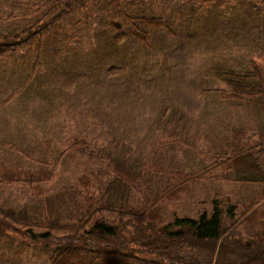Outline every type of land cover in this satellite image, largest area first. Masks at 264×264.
Instances as JSON below:
<instances>
[{
	"label": "rangeland",
	"instance_id": "rangeland-1",
	"mask_svg": "<svg viewBox=\"0 0 264 264\" xmlns=\"http://www.w3.org/2000/svg\"><path fill=\"white\" fill-rule=\"evenodd\" d=\"M56 1L63 6L58 7ZM97 1L0 0L1 34L30 28L33 42L38 43L36 24L42 20L38 30L48 27L47 39L59 40L46 44L41 39V46L26 42L0 54V172L14 168L16 175L23 169L48 171L51 167L53 181L39 188L44 194L84 175L103 172L107 182L114 176V166L103 164L97 155L100 150L114 164L137 171L140 181L136 188L140 190L133 191V198L140 210L149 209L147 202L156 199L153 210L159 225L175 217L210 213L214 200L235 210L233 220L252 217L250 213L257 208L264 215V176L251 172L253 178H241L232 168H243L245 159L230 163L227 154L218 152L228 138H243V143L253 146L259 138V134L254 138L255 132H264V116L260 120L257 113L249 119L248 111L243 110L245 103L228 95L231 100L225 102L226 95L209 91L211 83L226 89L227 79L216 76L215 67L227 66V55L234 48H250L238 35L226 37V22L238 25V16L211 24L206 21L224 15L227 3L217 9L211 4L220 0L206 4L202 0H166L174 8L170 23L177 31L160 34L153 23L144 26L143 11L117 13L114 9L107 19L98 16V11L107 14L112 5ZM54 5L57 8L48 21L44 16ZM84 6L88 7L86 14ZM68 9L74 13L70 22L71 14L65 18ZM176 13L186 19L176 21ZM248 22L252 32H264V12ZM54 25H61V34L68 25L83 28V37L55 36ZM95 27L104 39H97ZM136 30H148L151 35L136 38ZM159 36L160 44L165 42L163 48L155 41ZM157 60L161 67L155 64ZM256 153L264 168V151ZM124 158L133 161L125 163ZM34 191L24 183L0 182V201L22 208L31 202ZM259 218L260 225L264 216ZM231 220L225 217L226 222ZM249 228L250 222L243 221L240 231L248 233ZM73 259L14 234L0 238V264H155L153 256L142 254L122 260L104 255L101 261L90 254Z\"/></svg>",
	"mask_w": 264,
	"mask_h": 264
},
{
	"label": "trees",
	"instance_id": "trees-1",
	"mask_svg": "<svg viewBox=\"0 0 264 264\" xmlns=\"http://www.w3.org/2000/svg\"><path fill=\"white\" fill-rule=\"evenodd\" d=\"M208 1L202 0L204 4ZM255 1L249 0L246 4L243 0H226L225 2L220 0L211 4L214 8L220 9L224 3H227L225 6L227 11L224 15H215L212 20L206 22L216 24V19L217 22H222L226 17L238 16V25L229 24L231 21L226 22L229 26V29L225 31L226 37L232 39L238 35V40L243 39L244 42H249L250 48L248 51H237L234 48L227 55V66L215 67V75L227 79L224 81L226 89H217L216 85L211 83L209 91L211 95H226L225 102L231 100L228 97L230 96L245 103L246 109L242 108L248 111L249 119L257 117L258 113V119L262 120L264 116V34L262 33L264 32H258L257 35L250 29L251 22L247 23V20L259 18L264 12V0L254 4ZM56 2L58 7L63 6L59 1ZM97 2L104 3L106 7L109 6L108 4L112 5L107 8V14H105L106 11H98V16L105 19L115 13L114 9H117V13L121 10L125 13L143 11L140 19L145 20L146 28L153 23V26L161 29L160 34H164L165 31L170 33L177 31L170 23L169 14L175 13L174 8L166 0H98ZM64 6L68 8V2H65ZM55 8L57 7L54 5L51 12L49 8L44 18L48 17L50 21ZM87 11L88 7L84 6L83 13L86 14ZM70 14L69 22L74 13L68 9L65 12V18ZM13 16L18 18L17 15ZM94 19L96 18L93 17ZM174 19L181 21L186 17L176 13ZM76 21L73 20V22ZM51 22L56 21L53 19ZM41 25L42 20L36 24L35 33H39L40 36L38 43L33 42L30 28L23 30L22 33L16 31L0 33V54L15 50L26 42L27 44L30 42L31 46H41V39L47 42L46 44L57 43L59 41L57 37L47 39L48 27L38 30L42 27ZM60 27L61 25L59 28L54 25L52 34L73 35L75 40L83 37L80 34L83 28L78 26L73 28L68 25V29L61 34ZM95 28L97 39H104L106 36H102L99 27ZM138 33V30L134 33L136 38L147 39L151 35L148 30ZM159 38L161 36L155 37V41L160 48L165 47V42L160 44ZM236 63L240 64L239 68L233 67ZM155 64L160 66L162 62L157 60ZM253 105L255 109L252 108ZM167 112L166 110V114ZM258 134L259 138L253 146L243 143V138L239 140L228 138V142L224 143L218 151L225 156L227 154L226 159L230 163L237 159H245L243 168L240 170L232 168L237 170L243 179L253 178L251 172L264 176L263 165L256 157V152L264 151V132H255L254 138ZM77 149L80 150L81 147ZM97 155L104 165L109 162L114 166V176L110 180L106 182L108 175L103 172L97 175H84L75 183L52 190L49 194L42 193L39 188L43 187L44 182L53 181L51 167L47 168L49 172L23 169L16 175L12 171L14 168L2 169L1 183H24L35 191L31 195L28 206L24 204L22 208L14 209L0 201V238L14 234L34 246L57 249L64 257L72 255L74 259L77 256L81 258L82 255L90 254L99 256L101 261L104 255H109L111 259L122 260L126 256L142 254L153 256L155 264H264V223L258 224L259 217L264 215L260 214L258 208L250 213V215L253 213L252 217L245 216L243 219L244 216H242L240 220H233L235 210H227L220 202L214 200L210 213H202L197 218L175 217L172 221L159 225L156 211L153 210L156 199L151 198L147 202L146 205H150L149 209L140 210L139 204L136 203L137 199L133 198V191L140 190L136 188L140 181L137 171L133 167H127L126 164L123 167L114 164L111 156L101 155L100 150ZM122 160L125 163L133 161L131 158ZM44 164L45 167L49 166ZM226 216L229 220L232 219L231 223L225 221ZM243 221L250 222L248 233L240 231Z\"/></svg>",
	"mask_w": 264,
	"mask_h": 264
}]
</instances>
